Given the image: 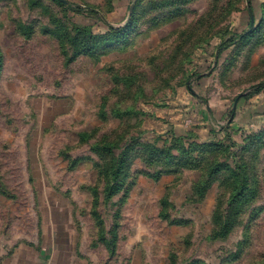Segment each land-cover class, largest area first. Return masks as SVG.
Instances as JSON below:
<instances>
[{"label":"rangeland","instance_id":"obj_1","mask_svg":"<svg viewBox=\"0 0 264 264\" xmlns=\"http://www.w3.org/2000/svg\"><path fill=\"white\" fill-rule=\"evenodd\" d=\"M66 2L0 0V264H264V0Z\"/></svg>","mask_w":264,"mask_h":264},{"label":"trees","instance_id":"obj_2","mask_svg":"<svg viewBox=\"0 0 264 264\" xmlns=\"http://www.w3.org/2000/svg\"><path fill=\"white\" fill-rule=\"evenodd\" d=\"M60 1H63V2H65V3H67L66 1H64V0H60ZM72 7H74V9L75 10H78V11H83L84 10V8L82 7V6H80V5H71ZM236 36V35H235ZM234 36V37H235ZM239 37H241V35L239 36ZM234 38H230V39H228V42L227 43H229V44H232L233 42H234ZM264 87V81H262V82H259V83H257L256 85H253V91L251 92V93H253V92H257V91H259L260 89H262ZM114 145H116V144H114ZM98 148L99 149H103L104 151H111L112 149H113V145H112V142L111 141H107L106 143H104V144H100L99 146H98ZM120 168H121V162H119L118 161V159L116 158L115 159V161H114V165H112V167H111V169H110V176H111V178H112V184L108 187L109 189H108V192L109 191H112L113 190V183L116 181V179H117V177H118V175L120 174ZM111 193V192H110ZM242 194V192L240 193L239 192V195H238V197H240V195ZM109 196L110 195H108L107 194V197L109 198ZM237 196V195H236Z\"/></svg>","mask_w":264,"mask_h":264},{"label":"water","instance_id":"obj_3","mask_svg":"<svg viewBox=\"0 0 264 264\" xmlns=\"http://www.w3.org/2000/svg\"><path fill=\"white\" fill-rule=\"evenodd\" d=\"M64 1H67V0H64ZM253 22H254V17H252V25H253Z\"/></svg>","mask_w":264,"mask_h":264}]
</instances>
